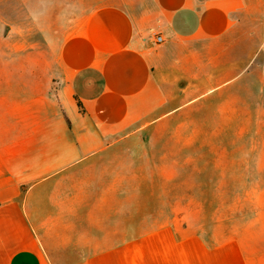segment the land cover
<instances>
[{
  "label": "crops",
  "instance_id": "0c3cea01",
  "mask_svg": "<svg viewBox=\"0 0 264 264\" xmlns=\"http://www.w3.org/2000/svg\"><path fill=\"white\" fill-rule=\"evenodd\" d=\"M262 46L264 0H151L135 17L103 4L60 44L54 79L0 75V264H251L240 240L157 219L153 173L119 152Z\"/></svg>",
  "mask_w": 264,
  "mask_h": 264
},
{
  "label": "rangeland",
  "instance_id": "374dc122",
  "mask_svg": "<svg viewBox=\"0 0 264 264\" xmlns=\"http://www.w3.org/2000/svg\"><path fill=\"white\" fill-rule=\"evenodd\" d=\"M150 3L0 0V75L26 77L31 84L54 79L60 44L80 16L116 4L135 17ZM230 64L231 55L221 62V83L231 78ZM120 150L141 158L125 163V170L153 173L141 187L155 191L150 202L157 219L179 218L214 241L231 236L249 248L251 264H264V46L231 84L125 138Z\"/></svg>",
  "mask_w": 264,
  "mask_h": 264
},
{
  "label": "built area",
  "instance_id": "2783aa9c",
  "mask_svg": "<svg viewBox=\"0 0 264 264\" xmlns=\"http://www.w3.org/2000/svg\"><path fill=\"white\" fill-rule=\"evenodd\" d=\"M162 40H163V39H162V36H157V37H156V41H157V42H160V41H162Z\"/></svg>",
  "mask_w": 264,
  "mask_h": 264
}]
</instances>
